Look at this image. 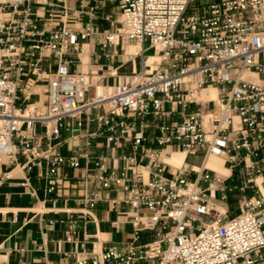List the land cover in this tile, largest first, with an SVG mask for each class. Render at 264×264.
<instances>
[{
    "label": "built area",
    "instance_id": "obj_1",
    "mask_svg": "<svg viewBox=\"0 0 264 264\" xmlns=\"http://www.w3.org/2000/svg\"><path fill=\"white\" fill-rule=\"evenodd\" d=\"M99 18L110 28L96 27ZM126 43L141 46L137 72L69 68L94 44L99 60L114 62ZM28 77L46 82L41 108L20 105ZM209 88L216 99L203 98ZM64 145L72 155L55 153ZM176 151L186 153L179 168L165 161ZM201 153L199 166L188 163ZM209 155L223 159L227 176L205 167ZM3 164L0 185L16 172L30 187L39 168L47 196L62 168H83L82 217L103 202L132 226L124 246L97 251L77 240L71 220L74 264H264V0H0ZM146 232L154 240L141 245Z\"/></svg>",
    "mask_w": 264,
    "mask_h": 264
},
{
    "label": "crops",
    "instance_id": "obj_2",
    "mask_svg": "<svg viewBox=\"0 0 264 264\" xmlns=\"http://www.w3.org/2000/svg\"><path fill=\"white\" fill-rule=\"evenodd\" d=\"M95 26L101 31L110 28V25L101 18L95 21ZM98 50L96 44L91 45L87 67V70H98L95 77H102L116 67L119 68L121 75L134 71L133 64L121 53V48H114L118 53L114 62L99 60L95 55ZM80 58L81 61L74 56L68 58L71 71H86L82 56ZM52 65L51 61L44 62L43 70L47 73L54 70L55 67ZM138 66L139 70L140 62ZM33 80V77H28L24 81L27 100H22L21 106L35 105L39 108L45 101L46 82L36 84ZM89 97L91 99L95 97V90H92ZM94 129L93 125L91 130ZM66 137L67 135L64 134V138ZM101 141L103 140H96L94 143L98 145ZM45 148L46 144H43L42 149ZM105 152L108 155L114 154L108 147ZM55 153L69 156L72 155V148L70 145H64L58 147ZM0 171H9V167L3 164L0 166ZM39 171V168L34 169L30 187L22 186L23 176L16 172L13 173L11 180L0 185V264H74L75 244L66 239V232L73 219L79 224L77 240L83 241L89 238V249H92L94 244L97 251H103L115 245L122 247L130 241L132 226L123 224V219L118 217L109 204L100 202L91 210L92 217H82L83 207L78 199L83 191L81 186L75 187V183L85 176L83 168L75 170L62 168L59 190L50 196L46 194V180L38 178ZM43 173H46V170H43ZM65 174L68 175V180L63 179ZM32 190H35L34 196ZM6 194L11 195L10 199L7 200ZM111 195L116 197L114 192ZM153 240V234L146 232L142 234L139 244L144 245Z\"/></svg>",
    "mask_w": 264,
    "mask_h": 264
},
{
    "label": "bare ground",
    "instance_id": "obj_3",
    "mask_svg": "<svg viewBox=\"0 0 264 264\" xmlns=\"http://www.w3.org/2000/svg\"><path fill=\"white\" fill-rule=\"evenodd\" d=\"M141 46L136 44H130L126 43V51L125 56L126 58L133 64L134 72L138 71V59L136 58V55L139 53ZM83 64L86 67L84 70H87L88 63H89V56L88 52L86 51L85 54L82 56ZM159 60L158 56H151L148 65L152 67V69L155 67L154 62H157ZM120 72V70L118 71ZM248 79H255L256 77L254 75H247ZM217 97V91L214 88H209L207 91H205L203 98L204 99H216ZM42 103L40 104V108L42 107ZM186 157V153L183 151H176L174 153L168 154L165 158V161L174 167H181L184 164V160ZM205 167H209L216 171L218 176L224 177L229 174V170L224 167V161L222 158L214 155H209L206 162ZM198 169V167H196ZM199 170H201L199 168ZM221 208V207H220ZM223 209V208H222ZM220 212H222L220 210ZM224 212V209H223Z\"/></svg>",
    "mask_w": 264,
    "mask_h": 264
},
{
    "label": "rangeland",
    "instance_id": "obj_4",
    "mask_svg": "<svg viewBox=\"0 0 264 264\" xmlns=\"http://www.w3.org/2000/svg\"><path fill=\"white\" fill-rule=\"evenodd\" d=\"M203 4V3H202ZM194 6H199L200 3L196 2L195 4H193ZM112 4L110 5L109 9H108V12L109 13H114V11L112 10ZM193 14L192 12H189L188 15H191ZM45 89L42 90V92H44ZM46 95V93H45ZM45 102H46V97H45V101L43 103V105H45ZM202 159H203V154H198V155H195V156H190L189 160H188V163L191 164V165H200L202 163ZM234 184H239V183H234ZM248 196H251L253 194L252 191H248L246 193ZM241 194L239 191H237L236 193L232 194L230 196V201H229V207L231 209V213H230V217H235L239 214V209H238V199L240 198ZM218 210L222 211V208H218Z\"/></svg>",
    "mask_w": 264,
    "mask_h": 264
}]
</instances>
